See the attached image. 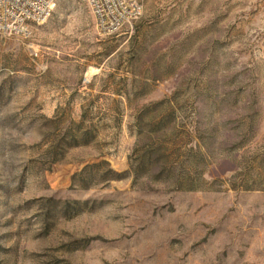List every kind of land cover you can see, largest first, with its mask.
<instances>
[{
	"label": "rangeland",
	"instance_id": "obj_1",
	"mask_svg": "<svg viewBox=\"0 0 264 264\" xmlns=\"http://www.w3.org/2000/svg\"><path fill=\"white\" fill-rule=\"evenodd\" d=\"M138 1L0 34V264H264V0Z\"/></svg>",
	"mask_w": 264,
	"mask_h": 264
},
{
	"label": "built area",
	"instance_id": "obj_2",
	"mask_svg": "<svg viewBox=\"0 0 264 264\" xmlns=\"http://www.w3.org/2000/svg\"><path fill=\"white\" fill-rule=\"evenodd\" d=\"M59 0H0V34L26 37L32 25L43 24ZM97 28L110 34L136 21L142 14L138 0H83Z\"/></svg>",
	"mask_w": 264,
	"mask_h": 264
}]
</instances>
